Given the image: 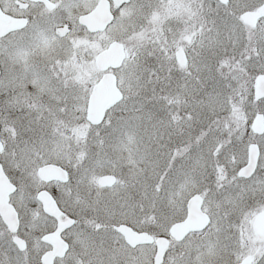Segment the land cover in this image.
Here are the masks:
<instances>
[{"label":"snow or ice","instance_id":"snow-or-ice-1","mask_svg":"<svg viewBox=\"0 0 264 264\" xmlns=\"http://www.w3.org/2000/svg\"><path fill=\"white\" fill-rule=\"evenodd\" d=\"M0 264H264V0H0Z\"/></svg>","mask_w":264,"mask_h":264}]
</instances>
